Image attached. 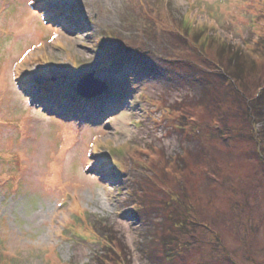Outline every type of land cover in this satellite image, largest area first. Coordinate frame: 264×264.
<instances>
[{
    "label": "rangeland",
    "instance_id": "1",
    "mask_svg": "<svg viewBox=\"0 0 264 264\" xmlns=\"http://www.w3.org/2000/svg\"><path fill=\"white\" fill-rule=\"evenodd\" d=\"M263 89L264 0H0V264H264Z\"/></svg>",
    "mask_w": 264,
    "mask_h": 264
},
{
    "label": "trees",
    "instance_id": "2",
    "mask_svg": "<svg viewBox=\"0 0 264 264\" xmlns=\"http://www.w3.org/2000/svg\"><path fill=\"white\" fill-rule=\"evenodd\" d=\"M188 31V29L185 30V33ZM201 35L196 36V38H200ZM230 47V46H228ZM226 47L222 49V54L219 56L220 60H223L224 63H226V66L228 68L227 72L230 74L229 76L224 75V78H227L226 81L228 83L233 82V80H244L245 76L248 75L250 71V67H253V64H250V67L247 64L246 59H242V54L235 52L232 50L230 52V49ZM229 52H228V51ZM224 52L227 54V58L221 59L224 55ZM230 55V56H229ZM252 65V66H251ZM226 68V69H227ZM219 73L222 72L221 68H219ZM255 99L252 100V103L248 104V108L250 110V114L253 117L252 125L254 126H261L258 129V132L264 131V89L260 90L259 93L256 94L254 97Z\"/></svg>",
    "mask_w": 264,
    "mask_h": 264
},
{
    "label": "water",
    "instance_id": "3",
    "mask_svg": "<svg viewBox=\"0 0 264 264\" xmlns=\"http://www.w3.org/2000/svg\"><path fill=\"white\" fill-rule=\"evenodd\" d=\"M94 84L96 86H98V89L92 94V96H96V95H99L101 93H103L105 90H106V87L102 84V83H99V82H96L93 80L92 78V75L89 74L85 77H83L81 79V82L78 84V93L82 96H84L85 94L82 92V87L86 84Z\"/></svg>",
    "mask_w": 264,
    "mask_h": 264
}]
</instances>
